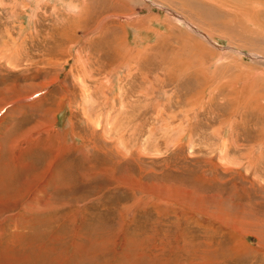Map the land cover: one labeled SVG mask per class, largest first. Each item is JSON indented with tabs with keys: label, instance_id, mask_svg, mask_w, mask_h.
Instances as JSON below:
<instances>
[{
	"label": "rangeland",
	"instance_id": "1",
	"mask_svg": "<svg viewBox=\"0 0 264 264\" xmlns=\"http://www.w3.org/2000/svg\"><path fill=\"white\" fill-rule=\"evenodd\" d=\"M0 107V264H264V0H0Z\"/></svg>",
	"mask_w": 264,
	"mask_h": 264
},
{
	"label": "bare ground",
	"instance_id": "2",
	"mask_svg": "<svg viewBox=\"0 0 264 264\" xmlns=\"http://www.w3.org/2000/svg\"><path fill=\"white\" fill-rule=\"evenodd\" d=\"M44 85H46V83L45 84H43V85H41L40 87H42V86H44ZM7 102V101H6ZM6 102H4L3 104H5ZM31 104H33V103H31ZM2 106V105H1ZM1 108V107H0ZM113 121V120H112ZM39 192V191H38ZM36 194V192L34 191V192H32V196L33 195H35ZM1 219H0V232H1V226H2V224H1ZM5 222V221H4ZM243 230V229H242ZM244 231H245V229H244ZM246 232V231H245ZM244 232V233H245ZM256 233V232H255ZM0 235H1V233H0ZM260 239V238H259ZM241 247H244V248H246L247 246L246 245H244L243 243H241ZM248 248V247H247Z\"/></svg>",
	"mask_w": 264,
	"mask_h": 264
}]
</instances>
